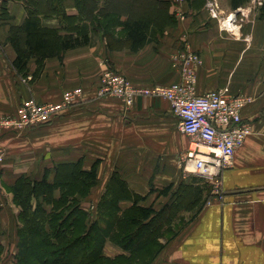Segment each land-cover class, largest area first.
Listing matches in <instances>:
<instances>
[{
  "label": "crops",
  "instance_id": "obj_1",
  "mask_svg": "<svg viewBox=\"0 0 264 264\" xmlns=\"http://www.w3.org/2000/svg\"><path fill=\"white\" fill-rule=\"evenodd\" d=\"M262 1L246 0L234 9L231 0H173L170 13L176 25L166 27L158 40L133 52L108 50L93 35L89 45L65 51L61 60L46 59L32 82L35 60L27 62L28 78L20 77L12 67L16 53L8 41L10 27L20 26L27 17V6L24 0H8L1 16L0 4V116L16 115L26 101L58 103L66 92L78 93L74 105L48 125L0 136L2 250L7 237L17 250L19 209L6 188L23 175L41 180L45 169L52 182L53 168L60 163L80 159L84 170L97 163V184L80 204L86 211L95 210L113 172L130 191L145 198L139 206L158 210L171 204L181 184L192 190L193 203L198 200L196 189H202L185 174L181 162L189 142L180 133L170 104L146 96L127 108L120 99L96 93L106 69L119 71L139 88L176 83L180 72L174 56L189 50L200 56L194 67L195 95L227 88L231 95L250 98L241 117L250 124L251 134L235 151L232 167L221 173L222 199L211 195L171 242L159 240L163 248L149 264H264V18H258ZM213 3L215 17L209 13ZM63 10L69 16L77 14L73 0H63ZM40 19L43 28H61L56 16ZM168 186L166 196L158 194ZM130 205L120 202L122 208ZM122 254L119 246L105 242L104 256Z\"/></svg>",
  "mask_w": 264,
  "mask_h": 264
},
{
  "label": "trees",
  "instance_id": "obj_2",
  "mask_svg": "<svg viewBox=\"0 0 264 264\" xmlns=\"http://www.w3.org/2000/svg\"><path fill=\"white\" fill-rule=\"evenodd\" d=\"M7 1L0 2L1 16H5ZM73 1L77 14L69 16L63 10V0H24L27 17L20 26H11L8 33L16 53L12 67L20 77L28 78L30 59L36 63L32 82L46 59L61 60L65 51L89 45L93 35L101 38L108 50L135 52L158 40L166 27L176 25L170 13L173 0ZM245 1L231 0V6L237 9ZM258 13L259 19L264 18V0ZM51 16L59 18L60 29L42 27L40 18ZM81 166L80 159L60 163L53 168L52 182L47 180L49 170L45 169L41 180L23 175L10 186L19 209L15 264H136L135 256L155 249L154 257L144 263L149 264L163 248L159 239H164L174 221L179 201L158 210L152 205L139 206L145 198L130 191L113 172L95 210L86 211L80 204L97 184V163L88 170ZM169 189L159 190L158 194L166 196ZM122 201H130L131 205L122 208ZM106 241L125 254L104 256Z\"/></svg>",
  "mask_w": 264,
  "mask_h": 264
},
{
  "label": "built area",
  "instance_id": "obj_3",
  "mask_svg": "<svg viewBox=\"0 0 264 264\" xmlns=\"http://www.w3.org/2000/svg\"><path fill=\"white\" fill-rule=\"evenodd\" d=\"M210 12L215 7L209 9ZM179 68L180 80L169 86L139 88L127 78L106 69L100 74L98 97L120 99L130 107L137 97L160 98L170 104L172 114L178 119V129L189 142L181 162L183 171L194 173L211 185L212 196L222 199L221 173L232 167L235 151L251 134V126L241 117L242 108L251 102L243 95H231L227 88L197 96L194 93V67L200 64V56L189 50L174 56ZM77 91L66 92L58 103L23 102L14 116H0V135L21 134L31 128L50 122L62 111L74 104ZM0 152V165L3 157Z\"/></svg>",
  "mask_w": 264,
  "mask_h": 264
},
{
  "label": "rangeland",
  "instance_id": "obj_4",
  "mask_svg": "<svg viewBox=\"0 0 264 264\" xmlns=\"http://www.w3.org/2000/svg\"><path fill=\"white\" fill-rule=\"evenodd\" d=\"M213 6L215 7V10L213 12L209 13L212 14V16L215 17V11L217 9V6L213 3ZM75 91V90H74ZM74 91H69V92H74ZM74 105V104H73ZM73 105H71L69 108H71ZM68 108V109H69ZM50 122H46L41 124V126L48 125ZM34 129V128H31ZM30 129V130H31ZM5 134H14V133H4ZM22 134V133H21ZM1 136V135H0ZM182 158V157H181ZM4 162V156L2 163L0 167H2ZM186 175L191 176V178H194L196 182L198 183V187H200L202 190L200 191V194L198 196V200L193 203L192 197H193V192L190 189L185 188L182 184L179 186L177 191H175L174 196L175 198L172 200L173 202L179 201V208L176 210V214H174V221L172 222L171 226L168 228L167 234L164 235V240L166 243L171 242L175 236L181 232L183 229L187 227L188 224H190L192 221V218L198 216L200 211L202 210L205 202L207 201V198H209L211 193V185L205 181V179H202L195 175L194 173H186ZM210 187V188H209ZM6 191L11 193L10 187L6 188ZM210 193V195H209ZM3 195V193H1ZM172 202V203H173ZM18 216V215H17ZM16 216V224L17 227L19 226L18 218ZM5 244L4 248L2 250V247L0 246V264H15V259H14V249L12 245V239L11 237H7L5 239ZM161 240V239H159ZM155 249L151 251L144 252L142 254L135 256L134 260H138L136 264H144L145 262H148L151 260L152 257L155 255ZM31 255V254H30Z\"/></svg>",
  "mask_w": 264,
  "mask_h": 264
}]
</instances>
